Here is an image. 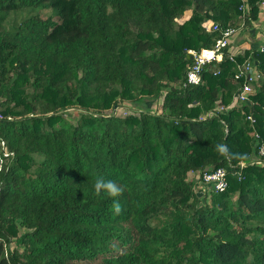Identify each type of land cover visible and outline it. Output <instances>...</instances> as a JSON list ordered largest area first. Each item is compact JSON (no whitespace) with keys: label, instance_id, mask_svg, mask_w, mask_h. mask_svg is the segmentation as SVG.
<instances>
[{"label":"trees","instance_id":"16d2710c","mask_svg":"<svg viewBox=\"0 0 264 264\" xmlns=\"http://www.w3.org/2000/svg\"><path fill=\"white\" fill-rule=\"evenodd\" d=\"M263 6L0 0V138L14 153L0 170V264H264V42L226 49L184 86L189 52L220 37L203 24L237 31ZM247 62L251 83L236 78ZM158 99L160 112L144 108ZM218 168L226 191L200 192L191 173ZM101 177L124 187L120 215L94 195Z\"/></svg>","mask_w":264,"mask_h":264},{"label":"built area","instance_id":"2783aa9c","mask_svg":"<svg viewBox=\"0 0 264 264\" xmlns=\"http://www.w3.org/2000/svg\"><path fill=\"white\" fill-rule=\"evenodd\" d=\"M203 28L210 33H220V37L216 40L212 48L202 49L200 52H189V54L192 56L193 63L187 71L186 83L184 84V86L200 85L202 83L203 71L208 66L218 64L223 60L226 54V49L230 47L234 37L237 35V31L234 28H227L225 30H222L220 29L218 24L211 21L204 23ZM229 52L230 59L234 58L239 53H234L231 49L229 50ZM242 74L246 75V80L249 83L255 80V78L253 77V71L250 62L246 63L244 69L241 71V73L237 74L236 78L241 77ZM252 92V86L249 84H245L237 94L238 101L247 102L248 96ZM2 119L3 115L0 112V121ZM260 154L264 156V150H261ZM13 156L14 153L8 150V146L5 140L0 138V170L2 169V166L8 162L7 160H11ZM257 164H261V162H257ZM198 181L199 182L197 183V185L201 186L200 191L202 190L203 193H205L206 190H211L215 193H222L226 191L228 187L227 171L224 168L206 171L201 175L198 174Z\"/></svg>","mask_w":264,"mask_h":264},{"label":"rangeland","instance_id":"374dc122","mask_svg":"<svg viewBox=\"0 0 264 264\" xmlns=\"http://www.w3.org/2000/svg\"><path fill=\"white\" fill-rule=\"evenodd\" d=\"M263 10H264V8H263ZM263 10H262V12H263ZM261 15H262V17L258 21H255L254 23H252L251 26L237 30V35L233 39V41L234 40L235 41H234V43L232 41V44L229 47L230 49H231V47H233V52H236L238 49H240V45L242 43L241 40H243V39L248 40L250 43L253 42L254 45H256V46H259L261 43L264 42V40H263L264 39V13H261ZM186 16H187V14L185 13L183 18L179 22L181 23L182 21H184ZM255 32H260L261 36L256 37L254 34ZM241 52H244V51L239 50V53H241ZM253 77L255 78L254 75H253ZM161 104H162L161 101L158 99L155 101L147 102L145 104L144 108L148 109L152 113H158V112H160ZM131 108L132 107L130 105L126 104L124 106L116 107L115 110L113 111V113L115 112L114 114L125 116V115L132 112ZM71 114H73L74 116L78 115L76 113V111H72ZM190 178H192L195 181L197 189L200 190L201 186L197 185V183L199 182L198 181V174L191 173ZM200 192H202V190Z\"/></svg>","mask_w":264,"mask_h":264},{"label":"clouds","instance_id":"9594fccd","mask_svg":"<svg viewBox=\"0 0 264 264\" xmlns=\"http://www.w3.org/2000/svg\"><path fill=\"white\" fill-rule=\"evenodd\" d=\"M217 151L222 156L229 155L228 147L221 143L216 146ZM125 191L124 187L116 183L113 180H105L104 178H98L94 183V195L99 197L101 194H106L109 198L113 199L112 211L115 215H120L122 212V206L119 202V197Z\"/></svg>","mask_w":264,"mask_h":264},{"label":"crops","instance_id":"0c3cea01","mask_svg":"<svg viewBox=\"0 0 264 264\" xmlns=\"http://www.w3.org/2000/svg\"><path fill=\"white\" fill-rule=\"evenodd\" d=\"M263 8H264V6H263ZM263 10V9H262ZM262 13H264V10H263V12ZM186 14H187V16L185 17V20H187L188 18H189V16H190V12H186ZM261 17H262V15H261ZM254 32V31H253ZM255 34V36L256 37H258V36H261V34H260V32H255L254 33ZM253 34V35H254ZM235 38V37H234ZM264 40V39H263ZM235 41V40H234ZM234 41H233V43H234ZM241 45H240V49H238L236 52H239V50H243V51H246V50H250V49H252V48H254V47H256V45H254V43L252 42V43H250L248 40H246V39H243V40H241ZM231 49H232V52H233V47H231ZM236 52H234V53H236Z\"/></svg>","mask_w":264,"mask_h":264}]
</instances>
